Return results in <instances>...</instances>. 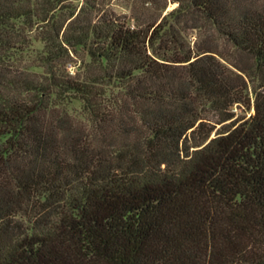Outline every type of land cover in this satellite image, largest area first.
Wrapping results in <instances>:
<instances>
[{
  "label": "trees",
  "instance_id": "16d2710c",
  "mask_svg": "<svg viewBox=\"0 0 264 264\" xmlns=\"http://www.w3.org/2000/svg\"><path fill=\"white\" fill-rule=\"evenodd\" d=\"M0 264H264V0H0Z\"/></svg>",
  "mask_w": 264,
  "mask_h": 264
},
{
  "label": "rangeland",
  "instance_id": "374dc122",
  "mask_svg": "<svg viewBox=\"0 0 264 264\" xmlns=\"http://www.w3.org/2000/svg\"><path fill=\"white\" fill-rule=\"evenodd\" d=\"M108 2L111 4L112 8L119 14H126L128 17L132 15L138 14L140 11H143V4L145 0H108ZM177 7L176 4H170L167 11L165 13H168L169 11L175 9ZM145 9V8H144ZM191 39H195V35L191 36ZM36 48L41 47V43H35ZM71 71L74 72L75 68H71ZM237 115L242 117L244 115L249 116L250 112L246 111L245 107H240L237 110ZM70 112L74 115H79L82 112L81 104L78 102H74L70 106Z\"/></svg>",
  "mask_w": 264,
  "mask_h": 264
}]
</instances>
